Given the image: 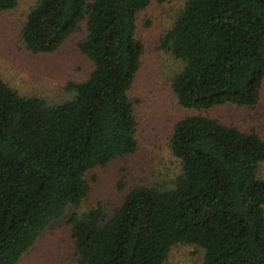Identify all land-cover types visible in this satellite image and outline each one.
I'll return each instance as SVG.
<instances>
[{"label": "trees", "instance_id": "1", "mask_svg": "<svg viewBox=\"0 0 264 264\" xmlns=\"http://www.w3.org/2000/svg\"><path fill=\"white\" fill-rule=\"evenodd\" d=\"M17 0H0V10ZM149 0H38L20 32L32 54L53 53L85 21L79 51L89 76L71 99L23 96L0 77V264H18L47 228L78 209L86 174L136 151L129 91L140 68L139 11ZM160 47L181 61L172 91L185 109L253 108L264 82V0H186ZM170 184L131 188L110 216L100 206L69 218L77 264H166L176 244L203 264H264V141L203 115L178 121Z\"/></svg>", "mask_w": 264, "mask_h": 264}, {"label": "rangeland", "instance_id": "2", "mask_svg": "<svg viewBox=\"0 0 264 264\" xmlns=\"http://www.w3.org/2000/svg\"><path fill=\"white\" fill-rule=\"evenodd\" d=\"M38 0H17L13 9L0 10V77L23 96H35L49 104L73 97L69 83L84 81L92 63L79 51L86 37L85 21L53 53L32 54L22 44L20 32L26 16ZM186 0H149L139 11L136 38L143 45L140 68L129 91L136 120V151L119 156L86 174L90 191L78 209L69 207L54 221L18 264H77L69 218L76 212L100 206L108 215L126 193L138 185L166 186L180 174L179 160L170 150L174 125L186 116L203 115L241 131H255L264 141V82L253 108L231 104L206 110L181 107L172 91L173 77L182 63L160 47ZM257 176L264 180V162ZM204 250L196 245L176 244L166 264H203Z\"/></svg>", "mask_w": 264, "mask_h": 264}]
</instances>
